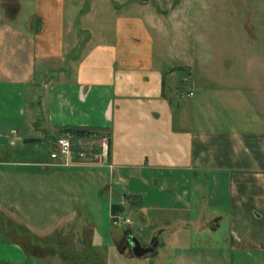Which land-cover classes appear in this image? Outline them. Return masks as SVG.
I'll list each match as a JSON object with an SVG mask.
<instances>
[{"label": "crops", "instance_id": "obj_1", "mask_svg": "<svg viewBox=\"0 0 264 264\" xmlns=\"http://www.w3.org/2000/svg\"><path fill=\"white\" fill-rule=\"evenodd\" d=\"M68 1L0 0V189L20 188L28 182L26 172L40 165L104 168L128 191L165 185L180 173L186 182L181 202L185 208L193 201L189 188L203 186L201 175H223L228 181L231 247L264 252V114L255 113L248 99L252 114L224 115L220 105L227 111L238 106L235 95L242 92L205 86L202 72L189 70L187 75L196 56L186 49V22L173 20L171 12L132 14L92 4L81 20L87 47L73 68L51 63L67 57L66 30L78 20L74 7L67 10ZM174 48L177 63L171 62ZM40 88L44 124L52 132L49 145L59 135L72 139L68 164L48 163V156L37 159V146L47 130L33 115L28 117L27 98L39 104L34 96ZM188 90L193 94L186 95ZM68 126L99 132L73 135L65 131ZM37 131L42 135H35ZM38 187L44 189L45 184ZM18 204L14 199L0 201V264H37L30 260V245L43 242L13 216ZM139 206L143 221L145 208ZM224 217L219 211L197 218L155 214L149 217L152 231L144 238L132 224L126 230L139 240L138 257L151 258L174 242L179 225L197 220L216 230ZM61 227L56 230L65 241L59 245H65L61 251L70 264L73 238H82L84 253L97 243L93 231L78 236ZM100 245L106 246L102 241ZM52 250L53 256L59 254Z\"/></svg>", "mask_w": 264, "mask_h": 264}, {"label": "rangeland", "instance_id": "obj_2", "mask_svg": "<svg viewBox=\"0 0 264 264\" xmlns=\"http://www.w3.org/2000/svg\"><path fill=\"white\" fill-rule=\"evenodd\" d=\"M67 3V10L70 6L74 7V17L77 16L78 20L72 22V27L66 30L65 36L70 42L66 44L67 57L62 61L53 60L51 63L73 68L87 47L83 42L88 34L86 29L81 27V20L86 17V11L92 4L97 8L104 7L111 11L132 14L150 11L171 12L173 20L186 22L184 38L189 44L186 49L191 57L196 56L195 66L193 63L192 67L186 70L187 75L189 70L192 74L202 72L201 80L205 86H214L216 90L236 88L245 94V97L242 93L235 95V101L240 103L228 111L220 105V111L224 115L242 118L248 116L253 112L249 108L250 102L255 107V113L264 114V0H69ZM26 15L27 12L23 11L21 17ZM171 54V62L177 63L175 48ZM41 91V88L37 89L34 96L35 99L39 98V104L33 97L27 98L28 117L33 115L35 123L40 122L47 130L45 138L37 146L38 160L48 156V138L52 133L44 124ZM242 101L246 105H241ZM34 134L42 135V131ZM44 167L40 165L26 172L28 182L20 188L14 185L13 190L0 189L1 203L11 199L19 203L18 211L12 212L13 216L31 236L34 235L43 242L38 244L39 247L32 244L30 239V260L37 264H70L71 261L68 259V263L61 251L65 245H59L61 240L65 241L62 236L64 234L60 236L56 230L61 226L76 231L78 236L83 232L93 231L97 241L92 247H88V255L82 261V238H73L74 242L69 243V246L73 244L75 251L70 250L72 253L68 255L72 264H264V252L231 247L226 176L221 175L214 179L208 173L201 175L203 186L189 188L193 201L191 206L182 208V190L186 182L180 173L173 174L170 177L172 182L165 185L152 183L151 188L128 191L125 190L123 182L113 180L104 168L51 166L45 167L44 170ZM156 175L160 177L159 174ZM192 178L190 176V184ZM39 183H44L45 188H39ZM179 196L182 199H179ZM111 204H119L121 208L114 211ZM139 205L145 208L143 221L138 218L141 207ZM216 211L225 216L216 230L201 225L197 220L186 227L179 225L175 228L172 225V228H175L172 238L174 242L169 243L166 248L160 247L151 258L132 254L130 245H125L124 240L128 223L113 221L111 216L121 212L124 217L130 219L129 224L135 227L137 234L144 238L147 232L152 231L150 215L161 214L169 217L180 214L197 218L203 214L210 216ZM154 237L156 238V235ZM145 240L150 241L151 238L147 236ZM101 241L106 246L100 245ZM37 248H40L46 258L47 255H54L49 252L53 251L52 249H58L59 256L44 259L36 254L39 251Z\"/></svg>", "mask_w": 264, "mask_h": 264}, {"label": "built area", "instance_id": "obj_3", "mask_svg": "<svg viewBox=\"0 0 264 264\" xmlns=\"http://www.w3.org/2000/svg\"><path fill=\"white\" fill-rule=\"evenodd\" d=\"M186 95H192V90H188ZM73 142L70 136L67 135H59L57 136L51 143L48 150V163H70V156L72 153ZM113 221L119 223H129L130 219L128 217H124L121 212L113 213L112 215Z\"/></svg>", "mask_w": 264, "mask_h": 264}, {"label": "trees", "instance_id": "obj_4", "mask_svg": "<svg viewBox=\"0 0 264 264\" xmlns=\"http://www.w3.org/2000/svg\"><path fill=\"white\" fill-rule=\"evenodd\" d=\"M65 131H68V133L73 134V135H82V134H93V133H98L99 131L97 130V128L94 127H90V126H68L65 128ZM120 209V205L119 204H111V209L112 210H116V209ZM81 253V252H80ZM82 254V261L85 260V255H88L87 253H81ZM98 262V261H97ZM97 264V263H96Z\"/></svg>", "mask_w": 264, "mask_h": 264}, {"label": "flooded vegetation", "instance_id": "obj_5", "mask_svg": "<svg viewBox=\"0 0 264 264\" xmlns=\"http://www.w3.org/2000/svg\"><path fill=\"white\" fill-rule=\"evenodd\" d=\"M124 240H125V245H130V249L132 251V247L134 246V243H133V239H134V236L132 235L131 232H129L128 230L125 231V235H124ZM152 242V241H151Z\"/></svg>", "mask_w": 264, "mask_h": 264}, {"label": "water", "instance_id": "obj_6", "mask_svg": "<svg viewBox=\"0 0 264 264\" xmlns=\"http://www.w3.org/2000/svg\"><path fill=\"white\" fill-rule=\"evenodd\" d=\"M133 243H134V246L132 247V254L139 256L140 255V249H139V244H138L139 240L135 236L133 239Z\"/></svg>", "mask_w": 264, "mask_h": 264}]
</instances>
